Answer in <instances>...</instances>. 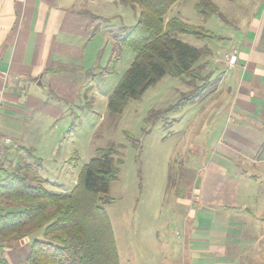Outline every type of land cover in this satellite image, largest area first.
Segmentation results:
<instances>
[{
    "label": "crops",
    "instance_id": "1",
    "mask_svg": "<svg viewBox=\"0 0 264 264\" xmlns=\"http://www.w3.org/2000/svg\"><path fill=\"white\" fill-rule=\"evenodd\" d=\"M122 5L127 4L121 0H0V134L11 138L3 146L9 160L14 158L13 147H30L37 154L39 144L30 138L52 141L68 101L86 95L88 85L83 78L92 72L97 55L108 45L100 34L106 23L121 16ZM262 13L260 19L252 17L237 44L222 57L215 56L211 46V54L201 61L207 69L212 61L213 72L221 76L217 90L206 97L207 115L197 133L198 137L218 135L213 154H208L207 174L200 188L190 191L191 210L183 237L173 246H161L162 260L168 264H264V45L259 41L264 10ZM126 27L130 26L123 25L121 32ZM234 48L238 57L231 66L226 54ZM13 139L29 146H14ZM194 147L200 153L204 149L203 145ZM51 150H57L54 142ZM40 158L42 175L49 170ZM59 167L55 160L54 174ZM33 238L19 239L9 250L28 251V256Z\"/></svg>",
    "mask_w": 264,
    "mask_h": 264
},
{
    "label": "rangeland",
    "instance_id": "2",
    "mask_svg": "<svg viewBox=\"0 0 264 264\" xmlns=\"http://www.w3.org/2000/svg\"><path fill=\"white\" fill-rule=\"evenodd\" d=\"M213 1L220 6L221 14H215L210 19L197 13L195 6L199 0H179L166 19L180 16L186 22L202 25L216 35L235 36L230 40L218 34L209 43L215 56L220 58L225 50L237 44L247 28L243 27L252 21L253 16L261 18L264 1ZM121 10V16L106 23L105 30L100 34L108 45L97 55L92 72L83 78L88 85L86 95L68 101L69 108L57 119L52 141L42 143L34 137L30 140L39 144L36 155L44 158V165L49 170L42 175L60 183V186L49 184L48 188L63 193L74 187L81 169L95 156L96 149L115 146L123 164L118 179L111 184L113 201L105 208L113 225L120 264H168V261L162 260L161 246H173L183 237V226L191 210L190 191L199 189L207 174L208 154H213L218 132L198 137L197 132L202 129L201 121L207 115L206 98L185 108L178 107L184 94L195 86L189 77L176 78L166 74L139 98L129 99L121 113L109 110L110 94L137 55L135 50L118 43L116 34L121 32L123 25L136 24L139 10L130 5H122ZM176 37L195 47L207 43L205 39L190 34H176ZM259 41H263L264 45V30ZM208 56L201 61H206ZM115 58L114 71L110 72V63ZM211 62L208 69L204 64L206 67L201 73L211 74L215 79L218 73L213 72L214 64ZM195 83L201 85L203 80ZM13 140L14 146L28 145ZM53 142L57 148L55 151L51 150ZM196 145L204 146L201 153L195 149ZM73 151L79 156L76 167L68 162ZM1 156L3 166L11 170L14 158L9 160L3 149ZM55 160L62 167L54 174L52 166ZM8 208V203H0V210ZM14 242L3 245L4 257L10 264H25L28 251L9 250Z\"/></svg>",
    "mask_w": 264,
    "mask_h": 264
},
{
    "label": "trees",
    "instance_id": "3",
    "mask_svg": "<svg viewBox=\"0 0 264 264\" xmlns=\"http://www.w3.org/2000/svg\"><path fill=\"white\" fill-rule=\"evenodd\" d=\"M178 1L121 0L138 8L139 15L136 24L116 34V40L137 55L109 96L112 113H121L129 99L139 98L166 74L194 81L193 89L182 97L180 109L217 90L221 75L213 79L211 74L201 73L205 66L201 60L211 54L209 43L217 36L180 16L166 19ZM195 8L206 19L219 14L213 0H199ZM176 34L194 35L207 43L195 47ZM115 60L110 72L114 71ZM200 79L203 84L197 85ZM11 151L13 168L4 167V159L0 168V203L12 208L0 210V264H9L3 254L4 244L32 235L25 264H120L113 225L105 208L113 201L111 184L118 179L123 164L118 149L113 145L96 149L74 187L65 193L48 188L50 181L41 175L42 159L34 149L18 146ZM78 160L73 151L70 166L76 167ZM40 233L42 238H38Z\"/></svg>",
    "mask_w": 264,
    "mask_h": 264
},
{
    "label": "built area",
    "instance_id": "4",
    "mask_svg": "<svg viewBox=\"0 0 264 264\" xmlns=\"http://www.w3.org/2000/svg\"><path fill=\"white\" fill-rule=\"evenodd\" d=\"M237 55H238V50L235 48L231 52L227 53L226 54L227 63L231 66H234L237 63V57H238ZM10 143H11L10 137H7V136L0 134V168L3 164V160H2V156H1L3 146L8 145Z\"/></svg>",
    "mask_w": 264,
    "mask_h": 264
}]
</instances>
